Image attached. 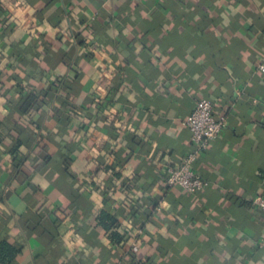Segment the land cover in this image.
<instances>
[{"label":"crops","instance_id":"obj_1","mask_svg":"<svg viewBox=\"0 0 264 264\" xmlns=\"http://www.w3.org/2000/svg\"><path fill=\"white\" fill-rule=\"evenodd\" d=\"M262 66L264 0H0V264H134L138 231L144 264H264ZM201 99L227 126L190 195Z\"/></svg>","mask_w":264,"mask_h":264},{"label":"built area","instance_id":"obj_2","mask_svg":"<svg viewBox=\"0 0 264 264\" xmlns=\"http://www.w3.org/2000/svg\"><path fill=\"white\" fill-rule=\"evenodd\" d=\"M260 72L264 75V66L260 67ZM184 125L190 135L191 149L179 164L166 167L165 184L170 188L177 187L186 194L195 195L207 188L210 183L194 170L193 164L199 156L206 153L209 144L222 135L227 120L225 116L214 113V106L210 100L201 99L185 119ZM255 204L264 213V200L257 199ZM139 234L140 231L137 232L138 236ZM138 236L131 242L129 251L132 254L138 253L140 249ZM261 246H264V235Z\"/></svg>","mask_w":264,"mask_h":264},{"label":"trees","instance_id":"obj_3","mask_svg":"<svg viewBox=\"0 0 264 264\" xmlns=\"http://www.w3.org/2000/svg\"><path fill=\"white\" fill-rule=\"evenodd\" d=\"M37 98H38V94L30 89L27 92V95L23 97L24 101L22 105L24 106L26 105V107L28 108L35 103V100ZM101 218L102 219L100 221V224L103 225L107 230L112 226L114 227L115 232L113 233L114 235H112V239L116 240L117 238H119L120 236L119 225L115 222V220L106 216L105 214H101ZM103 221H109L108 222L109 224H104ZM138 253L134 254V264H144L146 259L144 257H139ZM15 255H16V250L11 248L8 244H3V243L0 244V261L3 262L5 261V259H7V261H10L14 258Z\"/></svg>","mask_w":264,"mask_h":264}]
</instances>
